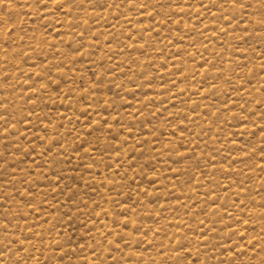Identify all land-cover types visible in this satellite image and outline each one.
<instances>
[{"label":"rangeland","instance_id":"1","mask_svg":"<svg viewBox=\"0 0 264 264\" xmlns=\"http://www.w3.org/2000/svg\"><path fill=\"white\" fill-rule=\"evenodd\" d=\"M0 264H264V0H0Z\"/></svg>","mask_w":264,"mask_h":264}]
</instances>
